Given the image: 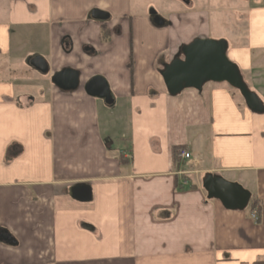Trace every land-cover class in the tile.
<instances>
[{
  "label": "crops",
  "instance_id": "crops-1",
  "mask_svg": "<svg viewBox=\"0 0 264 264\" xmlns=\"http://www.w3.org/2000/svg\"><path fill=\"white\" fill-rule=\"evenodd\" d=\"M228 2L181 0L157 26L141 0H0V235L16 243L0 239V264L264 263V114L226 83L172 97L159 73L193 40L224 39L264 103V0ZM65 69L74 91L52 83ZM99 76L113 106L86 92ZM207 174L250 191L260 220L208 199Z\"/></svg>",
  "mask_w": 264,
  "mask_h": 264
},
{
  "label": "water",
  "instance_id": "water-1",
  "mask_svg": "<svg viewBox=\"0 0 264 264\" xmlns=\"http://www.w3.org/2000/svg\"><path fill=\"white\" fill-rule=\"evenodd\" d=\"M21 1V0H14ZM152 20L157 26H164L165 21L155 12L151 13ZM90 19L107 21L108 13L95 10ZM228 41L213 39H195L180 48L178 54L169 63L163 62L160 75L162 76L170 96L177 97L186 90L202 92L209 83H226L240 92L247 107L256 114H264V103L259 96L250 90L237 64L228 57ZM29 67L43 75L50 72L48 62L41 56L30 57ZM52 83L63 91H74L80 84V73L65 69L52 78ZM88 95L104 101L107 106H113L115 99L107 81L103 77H95L86 85ZM202 185L208 194V199L219 200L222 205L231 211H245L251 201L252 194L238 183L229 182L221 176L207 174ZM74 189L73 197L82 201L92 198L91 191L77 193ZM83 193V195H82ZM0 239L9 244L12 237L8 233H1Z\"/></svg>",
  "mask_w": 264,
  "mask_h": 264
},
{
  "label": "rangeland",
  "instance_id": "rangeland-1",
  "mask_svg": "<svg viewBox=\"0 0 264 264\" xmlns=\"http://www.w3.org/2000/svg\"><path fill=\"white\" fill-rule=\"evenodd\" d=\"M188 1L192 3V7L190 9L192 11H197V12L204 10H211L214 13H216L217 10L221 8H226L225 6L229 4L228 0H188ZM141 2L148 9L150 17H152L151 13L155 11L156 13L160 14L162 18H165V20L167 21H169L168 18L171 13H174L178 10H183V4L181 3V0H141ZM228 6H232V8H235L233 7V5H228ZM214 13L212 14L213 18L216 17ZM214 27L217 28L218 27L217 24H215ZM216 34L217 31L212 32L213 36H215ZM22 67L24 70L20 69L13 74L11 73L14 79H18L19 77L25 76V71H27V68L26 66L24 68V65ZM123 127H125V125ZM187 171H188L187 173L192 175V173H190L189 170ZM247 210H249V208Z\"/></svg>",
  "mask_w": 264,
  "mask_h": 264
},
{
  "label": "trees",
  "instance_id": "trees-1",
  "mask_svg": "<svg viewBox=\"0 0 264 264\" xmlns=\"http://www.w3.org/2000/svg\"><path fill=\"white\" fill-rule=\"evenodd\" d=\"M184 149L185 147H175L173 149V159L175 163L180 160V155L182 151H184ZM248 208L250 211H258V213L261 214V203L257 199H254L253 197L251 198ZM256 264H264V263L259 262Z\"/></svg>",
  "mask_w": 264,
  "mask_h": 264
},
{
  "label": "built area",
  "instance_id": "built-area-1",
  "mask_svg": "<svg viewBox=\"0 0 264 264\" xmlns=\"http://www.w3.org/2000/svg\"><path fill=\"white\" fill-rule=\"evenodd\" d=\"M181 158L183 160H186V161H191L192 160V156L190 155V153L186 152V151H182L181 153ZM251 217L254 221H258L259 220V215H258V212L255 211V212H252L251 214Z\"/></svg>",
  "mask_w": 264,
  "mask_h": 264
},
{
  "label": "bare ground",
  "instance_id": "bare-ground-1",
  "mask_svg": "<svg viewBox=\"0 0 264 264\" xmlns=\"http://www.w3.org/2000/svg\"><path fill=\"white\" fill-rule=\"evenodd\" d=\"M180 156H181V155H180ZM254 212H255V211H254ZM257 212H258V211H257ZM258 215H259V213H258ZM252 220H253V219H252ZM259 220H260V216H259ZM259 220H258V221H259ZM258 221H257V222H258ZM255 222H256V221H255Z\"/></svg>",
  "mask_w": 264,
  "mask_h": 264
},
{
  "label": "flooded vegetation",
  "instance_id": "flooded-vegetation-1",
  "mask_svg": "<svg viewBox=\"0 0 264 264\" xmlns=\"http://www.w3.org/2000/svg\"><path fill=\"white\" fill-rule=\"evenodd\" d=\"M182 1H185V0H182ZM158 14V13H157ZM161 65H162V62H161Z\"/></svg>",
  "mask_w": 264,
  "mask_h": 264
}]
</instances>
